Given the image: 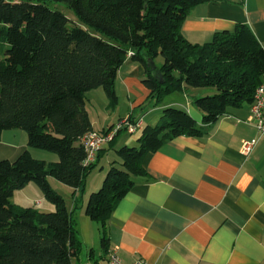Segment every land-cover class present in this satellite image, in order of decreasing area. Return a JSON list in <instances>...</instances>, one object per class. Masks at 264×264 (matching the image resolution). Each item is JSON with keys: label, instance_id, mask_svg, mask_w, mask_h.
<instances>
[{"label": "trees", "instance_id": "1", "mask_svg": "<svg viewBox=\"0 0 264 264\" xmlns=\"http://www.w3.org/2000/svg\"><path fill=\"white\" fill-rule=\"evenodd\" d=\"M53 1L66 2L82 23L105 37L71 22L46 0H0V138L4 130L23 129L28 147L56 156L35 158L25 149L14 160L0 159V264H75L81 252L76 211L86 177L111 148L117 158L84 206L85 215L100 223L105 252L106 222L136 180L146 175L145 156L175 137L202 136L230 108L251 106L264 80V49L246 24L217 31L203 43L183 36L190 10L219 0ZM157 55L162 58L158 68L153 60ZM127 57L145 68L142 82L155 104L184 88L210 89L193 99L201 122L183 108L165 107L156 123L141 128L136 145L114 148L119 129L103 142L94 161L84 164L80 138L90 131L103 136L113 127L94 130L85 94L102 87L116 103L115 79ZM49 178L71 188V210ZM30 182L51 203L50 211L10 201L15 190ZM89 259L94 260L92 249Z\"/></svg>", "mask_w": 264, "mask_h": 264}, {"label": "crops", "instance_id": "2", "mask_svg": "<svg viewBox=\"0 0 264 264\" xmlns=\"http://www.w3.org/2000/svg\"><path fill=\"white\" fill-rule=\"evenodd\" d=\"M237 24H246L264 49V0L198 4L190 10L181 32L188 41L203 43L210 41L217 31H233ZM153 60L158 68L161 56ZM151 69L154 71V66ZM144 76L143 65L127 57L117 71L115 105L99 92L103 101L100 115L96 104L88 98L92 90L85 94L94 130L108 128L125 116L138 120L139 128L154 124L168 106L183 108L201 122L193 99L210 89L184 88L155 104L148 98L149 90L142 82ZM115 110L117 113L112 115ZM249 115V104L230 108L202 136H178L147 154L143 160L146 175L136 180L106 222L107 249L102 252L100 223L85 215L84 206L89 192L100 185L104 166H109L111 156L107 152V161L96 178L86 181L76 211L81 252L75 264H94L96 260L106 264L113 250L122 264L135 260L147 264H264V138L258 135L254 122L248 120ZM19 133L12 135L23 138ZM125 133L120 132L115 141L119 140L121 146L137 144L136 138ZM3 134L0 159L14 160L27 145L3 142ZM252 138L257 139L252 151L242 155L241 141ZM49 158L55 160L56 156ZM48 180L59 193L66 194L68 199L63 198L71 210V188L54 178ZM34 191V204L40 206L43 196ZM45 206L52 209L50 204ZM91 249L94 260L89 259Z\"/></svg>", "mask_w": 264, "mask_h": 264}, {"label": "rangeland", "instance_id": "3", "mask_svg": "<svg viewBox=\"0 0 264 264\" xmlns=\"http://www.w3.org/2000/svg\"><path fill=\"white\" fill-rule=\"evenodd\" d=\"M8 1H11V0H8ZM46 4L48 7H50L51 9H54V10H58L60 12H62L71 22H74L76 24H78L79 26H81L83 29H86L88 30L89 32L91 33H95L101 37H105L104 34L100 33V32H97L94 28H92L91 26L89 25H86L85 23H82L78 17L76 16L75 12L67 5L66 2L64 1H53V0H46ZM3 57L2 53L0 52V59ZM162 63V62H161ZM98 90V91H97ZM94 92H98V94L94 93ZM99 92L100 94H103L104 96L105 95V92L103 90L102 87H99V88H96V89H93L91 92H90V96L88 98L91 99V102L93 104H96V110H98L99 112V115L102 111V108H103V101L101 100V96L99 95ZM109 101V100H107ZM111 103V102H110ZM111 105H115V103H111ZM111 108V107H110ZM117 113V110H115L113 113L111 112L112 115L116 114ZM95 114V113H94ZM120 121V119L118 120ZM118 121L115 123L117 124ZM115 124H113L112 126H114ZM145 126V124L143 125ZM142 128V127H141ZM141 128H138L136 132L134 133H128L126 132V130H122L123 133H125L126 135L128 136H131L133 138H137L138 135L140 134V131H141ZM12 131V132H11ZM19 132H22V137L23 138H20L18 135H16V133L18 134H21ZM3 142H11V141H14L15 143H20V144H26L27 145V133L25 130L23 129H19V128H16V129H8V130H4L3 131ZM13 133H15V135H12ZM15 136V137H14ZM1 140V139H0ZM128 145V144H127ZM136 145V144H135ZM121 146V142L118 140L117 142L115 141V144H114V148H119ZM128 146H133L132 144H129ZM105 148H107V146L105 145L104 146ZM33 157L35 158H41L43 155H46L48 157H50L51 155L54 156V153L51 152V151H47V150H44V149H38V148H31V147H28L27 148ZM107 152L110 154L111 158L110 160L108 161H112L114 158H117V155L114 151V149H107V151L105 152V155L102 156L101 158H99V161L98 163L94 166V168L90 171V173L88 174V176L86 177V181L87 183L89 182H92L97 176V174L99 173L100 169H101V166L102 165H105L106 161H107ZM114 157V158H112ZM107 168L108 166L105 165L104 166V173H106L107 171ZM105 176V175H104ZM104 176L102 177V180L104 178ZM102 180H101V183H100V186L102 184ZM30 185H25L22 189H17L13 192V195L11 196L10 198V201L13 202V203H16V204H19V205H23V206H27V205H30V206H34L36 207L37 209L41 210V211H50L49 208H46L45 204H50L51 203L49 201H47L45 199V197L43 196V193L40 191V189L35 185V183H32L30 182L29 183ZM54 185V184H53ZM51 185L54 189H55V186ZM29 186H32L33 188H35L37 191H39L38 195L39 196H43V200H44V203L42 205H38V204H34L35 200H33L34 198L36 199L37 196H35V189H31ZM100 186H97L94 190L90 191L89 194L93 191H97L98 188ZM61 194V193H60ZM88 194V196H89ZM62 195V194H61ZM64 196L66 199L67 196L66 194L62 195ZM87 196V197H88ZM28 199H31V200H28ZM52 206V205H51Z\"/></svg>", "mask_w": 264, "mask_h": 264}, {"label": "built area", "instance_id": "4", "mask_svg": "<svg viewBox=\"0 0 264 264\" xmlns=\"http://www.w3.org/2000/svg\"><path fill=\"white\" fill-rule=\"evenodd\" d=\"M132 52H128V55H131ZM264 80L256 87L253 103L250 106V115L248 120L253 121L254 126L260 137L264 138ZM140 126V122L131 121L129 116H125L115 124L112 129L107 132L105 135H99L96 132L90 131L84 134L80 141L85 148L86 157L84 164H90L94 161L95 153L103 144L104 141L110 140L117 130L122 129L126 130L129 133H134ZM257 139L252 138L250 140H242L240 145V153L244 156H247L253 149L256 144ZM106 264H122L117 253L113 250L109 253ZM132 264H147L144 260H135Z\"/></svg>", "mask_w": 264, "mask_h": 264}]
</instances>
